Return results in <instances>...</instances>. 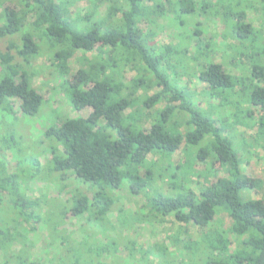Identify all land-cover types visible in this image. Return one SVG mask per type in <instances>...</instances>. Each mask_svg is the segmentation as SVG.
Instances as JSON below:
<instances>
[{
  "label": "trees",
  "instance_id": "1",
  "mask_svg": "<svg viewBox=\"0 0 264 264\" xmlns=\"http://www.w3.org/2000/svg\"><path fill=\"white\" fill-rule=\"evenodd\" d=\"M17 1L18 10L1 3L0 112L15 99L22 117L39 114L44 99L32 86L28 68L44 56L54 66L58 90L71 109H91L86 117H67L59 124L53 121L33 141L32 145L40 147L36 155L29 154L30 145L23 158L22 150L19 156L13 149L17 153L14 173H7L0 161V191L11 198L12 212L23 225L33 222L32 227L26 225L24 234L44 225L50 244L60 241L61 250L47 263L103 264L94 263L93 258L105 256L114 263L120 245L115 239L98 240L100 228L94 221L103 222L104 208L124 186L129 196L145 199L148 211L138 215L140 219L151 222L150 218L158 217L169 225L166 241L173 251L166 255L167 264H177L178 255L184 264H264V178L243 175L242 165L248 160L240 152L248 154L249 144L240 135L237 141L235 133L237 127H257L252 140L264 149V43L258 42L264 32V0H244V8L259 12V30L242 20L245 9L233 13L230 4H217L221 20L235 22V42L226 46L229 52L221 57L230 56V64L241 63L244 76L228 71L202 50L197 39L202 31L195 20L205 6L201 0H91L92 8L74 18L67 0ZM102 5L106 6L103 14L96 7ZM171 14L173 25L181 30L176 35L181 48L157 47L154 38L163 29L160 21ZM29 15L33 20L27 22ZM141 22L147 23L146 31L139 27ZM188 24L194 28L187 29ZM190 43H194L193 52ZM97 45L101 50L96 56H82L73 80L68 79L71 57L77 51L91 52ZM126 70L134 73L128 80ZM191 78L206 86V99L216 100L217 105H199L181 83ZM151 86L155 91L149 94ZM250 107L261 113L257 120ZM0 141L4 149L12 150L4 137ZM179 150L183 163H171L169 158ZM198 163L205 165L200 172L195 168ZM214 163L224 170L223 176L213 172ZM28 165L36 172L27 176L22 170ZM42 172L45 181L37 179ZM212 176L215 181H209ZM194 177L205 181L197 191L190 185ZM52 180L63 185L70 180L85 188H76L68 199L74 216L95 211L96 216L86 220H94L92 227L83 230L78 243L70 244L60 234L61 215L53 212L50 218L44 217L38 210L40 199L20 193L21 184L36 182L39 190ZM253 191L259 198H253ZM3 207L6 204L0 203V212ZM222 214L229 220L227 228H223ZM137 220V213L119 220L121 231ZM12 221L16 227L10 228L9 221L0 219V239L18 243L17 218L13 216ZM190 228L205 230L196 240L189 235ZM4 243H0L4 264L12 258L21 261L28 253L21 249L11 254ZM127 245L134 257L135 243Z\"/></svg>",
  "mask_w": 264,
  "mask_h": 264
},
{
  "label": "rangeland",
  "instance_id": "2",
  "mask_svg": "<svg viewBox=\"0 0 264 264\" xmlns=\"http://www.w3.org/2000/svg\"><path fill=\"white\" fill-rule=\"evenodd\" d=\"M69 3V11L74 18L78 12L81 11L83 14L88 8H92L91 0H67ZM163 2V0H161ZM165 1V0H164ZM246 1V0H245ZM249 1V0H247ZM57 2V0H55ZM220 2H226L230 4L231 12H240V9H245V13H243V21L250 22L255 30L262 29L260 24V14L254 9H246L244 0H201V4L204 8H202L201 14H199L195 20H197V29L201 30V35L197 37L199 39V44L202 50L208 54H212V58L215 62L222 64L224 67H228V71L232 72L237 76H244L246 71L244 66L241 63L234 62V64H230V59L228 56L226 59L222 58V54L225 56V52H229L226 46L228 44H233L235 42L234 34V26L235 22L232 20L222 21L219 13V9L217 4ZM1 3L4 6H8L14 10H18L20 8V4L17 0H0V13L2 11ZM150 4V3H149ZM213 4V5H212ZM238 4V8L235 9L234 5ZM164 5V4H163ZM254 7H258L257 3L253 4ZM212 6V7H211ZM99 10V13L103 14L105 12L106 6L102 5L96 6ZM165 7V6H164ZM173 15H168L164 17L160 23L163 26L162 31H158V36L154 38L155 45L158 47L163 46H172L176 48H181L179 45V40L176 38V35L181 32L178 26L173 25L172 23ZM27 22L33 20L32 16L29 15L27 17ZM139 27L146 31L147 23L141 22ZM194 26L187 25V29L192 30ZM186 29V30H187ZM183 30V29H182ZM8 38V37H7ZM196 40V39H195ZM259 45L264 43V32L260 34V39L258 40ZM7 42L2 43L1 47H5ZM194 43H190L188 48L191 52H193ZM91 52H82L77 51L69 60V74L67 76L68 79H71L75 76L76 71L80 68V64L82 62V56L87 59H91L96 56L97 52L100 51L99 45L96 46ZM226 57V56H225ZM28 72L32 73V86L34 89L43 97L44 103L40 109V112L35 117H22L20 115V110L18 106V102L15 99H11L7 105H5L4 111L0 112V137H4V140L9 145V148L12 150H7L2 147V142L0 141V161L4 163L7 173H14L17 169L16 160L18 151L22 150V158L25 155H28L26 152L28 150V146L30 145V149L32 147L31 155H36L40 150V147L37 145H32L33 141L42 137L43 132L46 128L52 124L54 121L55 124H59L61 121L66 119L67 117H75L82 116L86 117L90 112V108H86L80 112H74L71 107L68 105L67 100L63 97V95L58 90V80L56 79V73L54 71V66L51 65V62L48 60L46 56L43 58H39L38 60H34L31 62L30 67L28 68ZM125 79L133 77L134 73L130 70H126ZM74 78V77H73ZM72 78V80H73ZM182 86H185L189 93L194 95V99L199 102V105L203 108H207L208 103L217 105V101L206 99V95L204 94V90L206 86L203 83H200L196 78L191 79H183ZM155 91L152 86L149 87V94ZM141 92H139L140 94ZM253 111V118L255 120L260 116V112L256 108L250 107ZM4 129V130H3ZM257 127L253 129H248L244 127H237V141H239V135L243 136L242 138L246 140L249 146H246L248 154L241 153L240 157L248 161H244L242 165V172L248 179H263L264 178V149L260 148L256 145L257 140L253 141L252 137L257 134ZM28 147V148H27ZM17 152H15L14 150ZM20 156V154L18 153ZM170 162L174 164H180L184 161V155L179 150L174 153L170 158ZM39 161V160H38ZM41 162V160H40ZM29 164V163H28ZM210 166V164H209ZM205 165L202 163L196 164L195 168L200 172L204 169ZM211 169L218 176H223L224 170L220 167L218 163H214L211 165ZM35 169L31 166H25L22 170V174L31 175L33 174ZM144 172L141 171V174ZM46 174L39 173L37 176L38 180L45 181ZM142 177V175H141ZM215 176L211 177L209 181H215ZM36 179V180H37ZM69 179V178H68ZM30 182V181H29ZM28 182V183H29ZM205 181L202 178L194 177L191 179L190 185L192 189L197 191L198 187L203 185ZM59 183V182H58ZM52 180V182H48L41 189L36 190V182L29 183V185L21 184L20 193L31 199H40V213L43 214L44 217L50 218L51 213L59 214L63 217V223L59 225L60 234L65 236L69 243H78L81 241V238L85 231L89 230L92 227L94 221L92 218L87 222L88 217L96 216L92 209L86 211L80 216H74L70 211V205L68 203V199L71 197L73 190L78 188V191H82V188L76 182H71L67 180L65 185L58 184ZM64 183V182H62ZM116 198H115V197ZM112 197L113 203L110 204L107 208L105 207L103 210L104 220L103 222L94 221L100 230L95 234L97 235V239L102 241L103 243H109L112 239L117 240L119 243L118 251L116 252V261L112 263L113 258H93L94 263L101 262L103 264H167L170 260L167 257V253L169 251H173L171 249L170 244L166 241V236L168 235L167 227L169 225L165 222L166 220H161L158 217H152L151 222H147L143 219H140L138 215L146 214L148 208L145 203V199L141 196L131 197L126 191V187H122L120 191L114 193ZM253 198H259L258 193L256 191L252 192ZM0 203L2 205L6 204V207H3V210L0 212L1 221L8 222L9 227H16V223L12 221L13 216L17 218V229L21 233V241L9 243V238H1L0 243L5 241L4 249L8 250L11 254L21 253V249L27 250L28 253L22 255V260L17 261L12 258L8 261V264H30V263H40V264H48L51 260V255L57 254L61 250L60 241H55V244L52 246L50 244L49 235L44 230V225H39L37 230L28 235L24 234L27 231V226L33 225V222H28L23 225V222L20 218L16 217V214L12 212L11 205L13 206V202H11V198L9 200V196L0 191ZM34 209V211H38ZM50 211V212H49ZM49 212V213H48ZM48 213V214H47ZM137 213V222L131 227H125L120 229L119 220L125 221V219L130 218L133 214ZM100 217V216H99ZM171 219V218H170ZM223 222V228H227L229 226V220L226 215L222 214L220 217ZM172 220V219H171ZM169 220V221H171ZM54 223L57 220H51ZM101 221V220H100ZM214 223H211V226ZM166 228V229H165ZM175 228V232L177 230V226H173ZM106 231L102 233V230ZM205 230V229H203ZM201 229L190 228L191 237L193 239H198L201 237L202 231ZM123 233V235H121ZM185 239L187 237L183 236ZM182 237V238H183ZM127 243L132 246L135 243L134 257H131L130 249ZM50 245V246H49ZM52 250H50V248ZM0 264H4L6 258L5 255L1 252H5L3 248L0 247ZM201 248V252H202ZM69 256L71 253L66 251ZM143 252H146L144 254ZM183 258L178 255L176 258L177 264H184L182 262ZM27 260V261H26ZM55 262V261H54Z\"/></svg>",
  "mask_w": 264,
  "mask_h": 264
}]
</instances>
